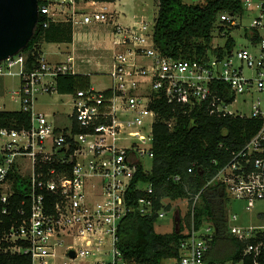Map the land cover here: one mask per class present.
Listing matches in <instances>:
<instances>
[{"label":"built area","instance_id":"obj_1","mask_svg":"<svg viewBox=\"0 0 264 264\" xmlns=\"http://www.w3.org/2000/svg\"><path fill=\"white\" fill-rule=\"evenodd\" d=\"M37 2L44 26L50 21L69 22L72 40L66 43L65 57L52 60L41 52L31 68L22 50L0 60V77L19 78L11 99L19 95L20 109L30 114L28 127L0 128V251L29 255L31 264H56L54 260L62 255L66 260L58 264L80 259L87 264H136L117 247V230L130 211L153 212L150 197L130 204L129 190L137 170L145 171L143 158L153 156L157 112L152 105L159 98L189 109L207 102L211 114L259 121L257 131L204 187L224 186L227 197L243 201L246 210L264 199V0H239V11L219 13L221 28L215 32L225 40L218 46L221 52L193 60L161 54L153 41L155 17L148 21L137 15L132 24L122 25L115 18L117 11L106 9L109 2ZM97 4L102 7L96 9ZM253 4L259 5L261 13L244 34L247 43L238 47L235 32L241 35L242 18ZM89 26L111 27L106 32V36L112 35L110 83L96 89L90 82L86 88L67 93L71 108L64 117L55 111L35 110L33 102L39 94L57 92L59 75L85 74L77 66L90 64V59L78 55L75 44L81 35L90 34L82 30ZM229 40L233 44L226 47ZM143 57L149 61H142ZM219 84L225 85L229 100L219 93ZM238 98L250 107L249 114L229 108ZM146 116L152 117L148 131ZM174 119L167 121L169 127ZM15 176L26 177L27 189L20 194L13 188ZM135 187L152 193V187L142 180ZM198 195L192 199L178 256L164 264H207L216 230L211 221L195 225L193 207ZM163 216L159 210L158 218ZM237 220V214H229L228 208L229 233L240 240L252 239L245 244L239 262L245 264L244 257H248L249 264H261L264 240L259 233L263 226L240 225Z\"/></svg>","mask_w":264,"mask_h":264},{"label":"trees","instance_id":"obj_2","mask_svg":"<svg viewBox=\"0 0 264 264\" xmlns=\"http://www.w3.org/2000/svg\"><path fill=\"white\" fill-rule=\"evenodd\" d=\"M157 1L154 46L161 54L172 58L193 60L221 52L220 47L212 45L215 30L221 28L217 23L218 15L222 11L240 10L239 0ZM44 19L43 15L38 16L33 36L22 49L27 54L28 68L33 67L36 56L42 52V42L66 44L72 40L69 22L50 21L44 26ZM232 44L229 40L226 47ZM89 84L90 76L87 74L59 75L56 78V89L61 94L72 93ZM217 89L227 100L230 99L225 85L219 84ZM207 107V102H203L189 109L168 103L165 98L155 100L152 105L157 119L152 128L151 168L149 171L141 167L137 170L129 190L132 198L129 203L135 206L138 198L150 197L153 212L142 215L132 210L121 220L117 230V247L125 258L132 259L136 264H164L165 259L178 256L179 242L185 237L181 220L176 228L175 217V225L170 232H157L154 227L158 211L171 208L169 203L163 204V198L188 199L186 217L189 223L192 199L199 193L193 207L195 225L211 221L216 230L206 254L207 264H224L230 260L238 262L245 244L252 240H240L229 233L227 214L230 199L224 186H204L231 159L232 153L242 148L257 131L259 121L211 114ZM172 117H175V121L169 127L167 121ZM29 122V112L0 109V128L21 129L28 127ZM19 179V176H15L13 182L17 194L27 189L24 186L26 177ZM138 180L150 185L152 193L137 189L135 185ZM259 237L264 240V231L259 233ZM244 259L245 264H249L250 259ZM0 264H31V259L23 253L0 251ZM261 264H264V254Z\"/></svg>","mask_w":264,"mask_h":264},{"label":"rangeland","instance_id":"obj_3","mask_svg":"<svg viewBox=\"0 0 264 264\" xmlns=\"http://www.w3.org/2000/svg\"><path fill=\"white\" fill-rule=\"evenodd\" d=\"M188 1V0H185ZM82 5V4H81ZM84 6V5H82ZM85 7V6H84ZM102 6L97 4L96 9H100ZM251 8L241 21L240 33L238 30L235 32L237 46L245 45L248 41L247 37H244L245 32L248 30L249 24L252 19L257 17L261 11L258 4H253L249 6ZM90 9V8H88ZM107 10H116L115 14L116 20L122 25L132 24L136 20V16L144 15L146 20L153 19L158 10L157 0H116L112 4L106 6ZM110 26H96L88 27L82 30L89 31L90 34L81 35V39L76 41L75 48L78 55L84 58L90 59V64L79 65L77 69L85 74L90 75V82L96 89H102L110 83L108 72L110 70V55L112 41L110 39V34L106 36V32L110 31ZM108 29V30H107ZM96 33L93 34V33ZM225 43L224 38H221L214 33L213 46H219ZM41 49L45 57L57 60L65 57L68 52L69 46L67 44L61 43H45L42 42ZM144 62H148L147 58L141 59ZM98 70V71H97ZM245 73L249 74L248 71ZM19 87L18 76L6 75L0 77V109L3 110H18L21 107V98L16 95L11 99V93ZM70 96L67 94H61L58 92H43L37 96L33 102V108L37 111L42 112H53L55 111L59 116H65L66 113L70 111L71 100ZM233 111L239 113L249 114L250 107L243 101V98H238V100L229 106ZM152 120L151 116H146L144 121L146 124V130L150 129V122ZM1 145V138H0ZM143 164L145 171H149L151 168V159L148 157L143 158ZM163 204H170L171 208L168 211L163 210L164 216L157 219L154 224L155 230L157 232L165 233L170 232L175 225V217L180 214L181 225L184 228V233L188 229V222L186 213L189 208V200L186 198H179L175 200H170L163 198ZM229 214L236 213L238 216L237 223L240 225H260L264 229V199L257 200L251 210L245 209V203L241 200L230 199L228 201ZM190 220V216H189ZM230 223L233 221L229 220ZM66 260L64 255L58 256L54 262L58 264L60 261ZM89 260V259H88ZM165 259L163 262H165ZM70 264H87L85 259H80L77 262H69ZM232 264H241L238 262H233Z\"/></svg>","mask_w":264,"mask_h":264},{"label":"water","instance_id":"obj_4","mask_svg":"<svg viewBox=\"0 0 264 264\" xmlns=\"http://www.w3.org/2000/svg\"><path fill=\"white\" fill-rule=\"evenodd\" d=\"M38 22L37 0H0V60L19 53ZM177 215L176 228L180 223ZM71 255H74L71 252Z\"/></svg>","mask_w":264,"mask_h":264},{"label":"crops","instance_id":"obj_5","mask_svg":"<svg viewBox=\"0 0 264 264\" xmlns=\"http://www.w3.org/2000/svg\"><path fill=\"white\" fill-rule=\"evenodd\" d=\"M115 2H116V0H115ZM112 3H114V2H109V4H112Z\"/></svg>","mask_w":264,"mask_h":264}]
</instances>
